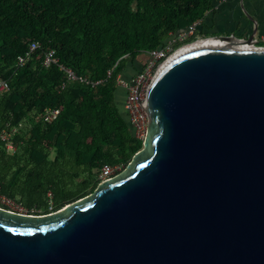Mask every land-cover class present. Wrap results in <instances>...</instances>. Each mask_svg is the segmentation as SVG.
I'll return each mask as SVG.
<instances>
[{"label":"water","instance_id":"1","mask_svg":"<svg viewBox=\"0 0 264 264\" xmlns=\"http://www.w3.org/2000/svg\"><path fill=\"white\" fill-rule=\"evenodd\" d=\"M255 38L174 55L149 89L142 151L93 195L45 216L0 209V264H264Z\"/></svg>","mask_w":264,"mask_h":264},{"label":"trees","instance_id":"2","mask_svg":"<svg viewBox=\"0 0 264 264\" xmlns=\"http://www.w3.org/2000/svg\"><path fill=\"white\" fill-rule=\"evenodd\" d=\"M209 10L207 0H0V77L10 87L0 95V197L45 216L93 195L103 167L126 169L145 140L118 104L117 78ZM51 51L58 64L45 67ZM48 109L61 111L51 124Z\"/></svg>","mask_w":264,"mask_h":264},{"label":"built area","instance_id":"3","mask_svg":"<svg viewBox=\"0 0 264 264\" xmlns=\"http://www.w3.org/2000/svg\"><path fill=\"white\" fill-rule=\"evenodd\" d=\"M203 26V21L195 22L186 32H180L172 35L167 46L158 50H145L141 55L146 57L144 69L141 72L136 73L130 78H126L121 75L117 78L118 88H123L127 94L123 103V110L126 118L134 132V136L137 139L145 140L148 136L150 120L146 111V102L148 99V92L156 75L166 64L169 58L174 55L178 50L187 47L191 44L199 31ZM190 42V44H189ZM176 44H181L179 48H175ZM39 44L32 42L29 46L30 52H34L39 48ZM26 59L19 57V65H24ZM52 64H58V59L55 57V51H51L46 55L44 66L49 67ZM67 74L68 80H80L82 82L90 83L83 79L78 78L70 69L61 66ZM112 76V71L108 72V77ZM101 81L96 82L93 85L100 84ZM9 83L0 77V95L9 91ZM59 109H48L44 115V121L48 124L53 123L60 115ZM3 140H6L3 138ZM8 150L13 149L11 142L7 143ZM120 167L105 166L101 170L100 179L102 181H111L116 178Z\"/></svg>","mask_w":264,"mask_h":264},{"label":"crops","instance_id":"4","mask_svg":"<svg viewBox=\"0 0 264 264\" xmlns=\"http://www.w3.org/2000/svg\"><path fill=\"white\" fill-rule=\"evenodd\" d=\"M210 10L203 20L204 26L242 33L258 28L264 39V0H207ZM251 19L254 23L251 22ZM141 56V55H140ZM143 55L141 59H144ZM132 77V76H130ZM124 101H118L122 108Z\"/></svg>","mask_w":264,"mask_h":264},{"label":"flooded vegetation","instance_id":"5","mask_svg":"<svg viewBox=\"0 0 264 264\" xmlns=\"http://www.w3.org/2000/svg\"><path fill=\"white\" fill-rule=\"evenodd\" d=\"M254 35L256 36L254 40V46L256 48H263L264 39L260 37V32L258 28H254L251 32L242 33L240 31L228 32L217 27L211 28L209 26L203 25L197 32L195 38L191 41L192 43H196L210 40H227L232 43H242L248 46L249 40Z\"/></svg>","mask_w":264,"mask_h":264},{"label":"rangeland","instance_id":"6","mask_svg":"<svg viewBox=\"0 0 264 264\" xmlns=\"http://www.w3.org/2000/svg\"><path fill=\"white\" fill-rule=\"evenodd\" d=\"M190 46V45H189ZM189 46L187 47H184L180 50H178V52L180 51H183L185 50L186 48H188ZM264 48V47H263ZM177 54V53H176ZM141 55V54H140ZM142 56V55H141ZM141 56H139V60L137 61V63L135 65H131L130 67V75L132 73V76H134L136 73H138L139 71L143 70L144 69V66H145V60H146V57L144 59H141ZM119 95H120V102L124 101L125 98H127V96H124L125 93V90L123 88H119ZM2 138L4 139H8V136H2ZM146 139V138H145ZM8 148V147H7ZM14 150V147L13 149L10 148L9 151H13ZM127 168L125 169L124 167H120L118 169V171L116 173L117 176H120L121 174H123L124 172H126ZM102 181V180H101ZM105 181H102L100 184L104 183ZM0 209H3V210H6V211H10L12 213H18V214H23V215H29L28 212L23 209L19 204H17L16 202L14 201H11V200H8L4 197H0Z\"/></svg>","mask_w":264,"mask_h":264},{"label":"bare ground","instance_id":"7","mask_svg":"<svg viewBox=\"0 0 264 264\" xmlns=\"http://www.w3.org/2000/svg\"><path fill=\"white\" fill-rule=\"evenodd\" d=\"M201 42H203V41H201ZM197 43H200V42H196L195 44H197ZM192 45H194V44H192ZM190 46H191V45H190ZM190 46H189V47H190ZM186 49H187V48H186ZM183 51H184V50H183ZM181 52H182V51H181ZM181 52H180V51H179V52L177 51L176 53L178 54V53H181ZM176 53H175L174 55H176ZM174 55H172V56L169 58V60H170ZM169 60H168V61H169ZM168 61H167V62H168ZM167 62H166V63H167Z\"/></svg>","mask_w":264,"mask_h":264}]
</instances>
